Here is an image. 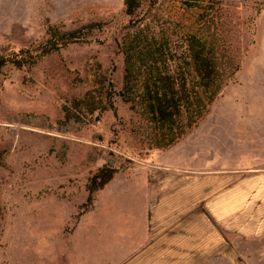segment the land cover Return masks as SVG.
<instances>
[{
    "label": "rangeland",
    "instance_id": "374dc122",
    "mask_svg": "<svg viewBox=\"0 0 264 264\" xmlns=\"http://www.w3.org/2000/svg\"><path fill=\"white\" fill-rule=\"evenodd\" d=\"M131 3L135 16L129 18L123 0H0V54L34 48L25 64L0 70V264L125 263L146 229H155L151 241L194 218L193 199L210 189L218 199H231L227 223L234 234L256 229L264 218L258 4ZM153 14L174 31L197 16L200 26L214 28L225 54L239 59L201 118L158 148L147 146L117 94V44ZM51 26L59 36L76 31L79 38L42 54ZM217 212H223L219 204ZM220 256L217 264H223ZM230 257L232 264H264V241L258 252L227 251L225 264Z\"/></svg>",
    "mask_w": 264,
    "mask_h": 264
},
{
    "label": "trees",
    "instance_id": "16d2710c",
    "mask_svg": "<svg viewBox=\"0 0 264 264\" xmlns=\"http://www.w3.org/2000/svg\"><path fill=\"white\" fill-rule=\"evenodd\" d=\"M123 4L130 18L134 5L131 0H123ZM194 19L174 31L173 26L164 25L159 14H153L150 22L137 23L127 30L117 44L122 56L117 94L128 105L135 117L136 131L150 148L165 147L182 136L239 68V59L225 54L227 47L214 28L205 22L200 26L197 16ZM45 33L50 37L42 54L79 38L76 31H61L59 36L55 26L48 27ZM30 52L34 53L33 47L0 54V70L6 64H25ZM113 170L109 169L102 183Z\"/></svg>",
    "mask_w": 264,
    "mask_h": 264
},
{
    "label": "crops",
    "instance_id": "0c3cea01",
    "mask_svg": "<svg viewBox=\"0 0 264 264\" xmlns=\"http://www.w3.org/2000/svg\"><path fill=\"white\" fill-rule=\"evenodd\" d=\"M252 1L258 4L256 26L262 29L255 44L264 45V0H250ZM214 192L210 189L207 196L199 194L193 199V209L197 212V215H192L194 218L182 219L175 226L162 230L159 236L151 241L149 235H152L155 229H146L136 243L137 251L121 264H217L218 253H224L219 259L225 264L227 251L258 252L264 241V218L257 223L256 229L234 234L227 223L232 216L231 199H218L212 195ZM180 200L188 203L190 199L187 202L182 198ZM217 204L222 206L223 212H217ZM220 213H224L222 217ZM139 248L144 249L139 252ZM251 262H255V257H252ZM229 264H232L231 257Z\"/></svg>",
    "mask_w": 264,
    "mask_h": 264
}]
</instances>
